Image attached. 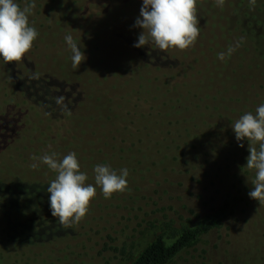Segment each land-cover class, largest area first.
I'll return each mask as SVG.
<instances>
[{
  "label": "rangeland",
  "instance_id": "rangeland-1",
  "mask_svg": "<svg viewBox=\"0 0 264 264\" xmlns=\"http://www.w3.org/2000/svg\"><path fill=\"white\" fill-rule=\"evenodd\" d=\"M31 2L35 8L29 24L38 38L19 61H0V120L14 118L5 122L17 126L16 133L0 126V174L20 167L44 172L43 164L30 167L31 157L39 153L27 138L28 125L22 126L30 99L25 92H36L33 100L42 110L52 108L55 96L64 102L61 87L70 108L63 113L60 106L53 107V118H47L54 133L64 131L62 143H52L56 159L75 152L88 180L94 179L97 164L118 173L127 168L131 186L113 194L120 206L111 216L109 202L96 196L78 224L62 226L49 213V222L32 225V232L21 230L17 244L6 243V264H131L157 235L171 236L223 206L232 194L237 200L233 205L239 204L237 215L174 264H246L236 253L248 264H264V204L247 195L255 176L254 170L244 168L249 145L245 140L239 147L231 129L243 114H255L264 104V37L243 38L242 46L224 61L217 55L240 39L228 30L230 22L264 20V0L254 7L247 0H225L223 7L216 0H197L204 12L198 21L200 35L182 51L133 47L142 31L134 27L140 0H16L22 9ZM243 25L246 31H259ZM103 32L113 34L107 44ZM69 33L86 57L79 69L73 68L64 40ZM145 55L153 56L151 66H145ZM89 70H94L95 79H90ZM98 76L101 83L106 81L102 89L110 90L115 109L110 122ZM32 77L44 80L51 91L43 94ZM107 140L117 141L111 144L117 151L113 159L102 158ZM55 177L51 171L49 184ZM44 207L48 213V199ZM5 217L0 210L2 229Z\"/></svg>",
  "mask_w": 264,
  "mask_h": 264
},
{
  "label": "clouds",
  "instance_id": "clouds-1",
  "mask_svg": "<svg viewBox=\"0 0 264 264\" xmlns=\"http://www.w3.org/2000/svg\"><path fill=\"white\" fill-rule=\"evenodd\" d=\"M257 0H249L255 6ZM140 14L134 27L141 29L133 47L143 48L154 45L161 51L168 49L186 50L193 46L200 35L196 15L197 0H140ZM225 0H216L218 7H223ZM35 3H28L23 9L16 0H0V61H19L32 47L39 32L29 24V15ZM70 49L73 68L79 69L86 57L74 40L72 34L64 37ZM243 38L229 45L226 52L218 53V59L224 61L243 44ZM231 129L243 148L247 141L249 155L244 168L254 170L255 176L247 195L249 199L264 204V104H260L255 114H243L231 125ZM33 169L41 164L56 173L54 180L47 187L48 207L53 218L62 226L78 224L89 210L92 199L100 188L105 199L127 188L129 171L123 168L119 173L106 164H97L93 168L95 184L86 183L87 173L80 170V163L75 152H70L62 159H56V153L41 157H31Z\"/></svg>",
  "mask_w": 264,
  "mask_h": 264
},
{
  "label": "trees",
  "instance_id": "trees-1",
  "mask_svg": "<svg viewBox=\"0 0 264 264\" xmlns=\"http://www.w3.org/2000/svg\"><path fill=\"white\" fill-rule=\"evenodd\" d=\"M90 4L91 3H88L89 8L90 6L91 7L93 6L92 4L91 5ZM101 7L104 8L105 4L102 5ZM64 13L65 15H67L68 11ZM196 15H197L198 21L201 20L202 17H204V12L202 11L200 7H197V6H196ZM243 22L247 23V28H249L252 25L259 27V31L258 30L255 32L246 31L245 29L246 26L243 25L244 24ZM227 28L231 33L236 32L238 34L237 37L239 38H246V39H252V40L253 38H255L257 40V39H260L261 37H264V20L263 21L238 20L237 22L232 21L230 22ZM112 35H113L112 33L106 34V32H103L101 34V39L104 40V42L107 44V42L112 38ZM102 45H104V43ZM261 46H264V42L261 44ZM144 58L146 59L147 62H149V63H145V66L147 65L151 66L152 61H153V56L150 57V55H145ZM157 61L160 64V61L158 59ZM81 65L83 66L84 64H81ZM89 71H90L89 72L90 79L91 80L95 79L93 75L94 70L93 71L89 70ZM97 80H99L98 81L99 82L98 84L99 92H101V94L106 96V97L104 96L105 98L104 101L107 102L109 106L111 107V108L109 107L111 111V116L109 117V121H108L110 122L113 119L114 111H115V109H113L114 107L112 108L111 103H110V99H111L109 96L110 90L102 89V86L104 85L106 81L104 83H101L102 79L100 78V76L97 77ZM32 82H37V84H40L39 85L40 89L42 88V90L44 91L43 94H47L46 93L47 91H51V89H47V86L44 83V80L38 79L37 81H35L33 78ZM58 93L61 94L62 101L64 102H61V99L55 96L53 99H51L52 108L56 106L58 107L60 106V109L63 111V113H66L68 111V108H70V105H68V102H67V97L64 94L61 87ZM35 94L36 92H34V90L32 92L31 91L25 92V95H27V97L30 99H29V103L27 102L26 110L23 112V116L27 117L26 119L27 121H25V123L22 124V126L28 125V129H26L27 138L29 141L31 140L30 141L31 143L33 142L35 143V145H37L39 157H41L45 154L51 155L52 143L54 141L62 139L64 131H60V132L57 131V133L53 132L54 129L51 126V123L47 119V118H50V119L53 118L52 116L53 114L49 110L52 108L43 107L42 110L39 109L35 104L37 103V101L33 100L35 97ZM44 110H46L47 112ZM47 114L49 115L48 117H47ZM7 119L15 120L14 118H9L8 116L3 118V120L5 121ZM1 120H0V126L3 125L4 128L9 129L10 133L17 132V129H16L17 126L15 125V123L13 122L9 123L5 121L1 122ZM63 120H65V118ZM108 122H102V125ZM171 123L173 124L174 121L171 120ZM45 125H48V128H45L44 127ZM90 125L93 126V124L91 123ZM18 126L22 127L19 124ZM43 128H45L46 132L42 131ZM128 128H129V125H128ZM57 135H61V138H58ZM115 142L117 141L107 140L103 144V148H101L103 159L104 158L113 159L114 156L117 155L116 154L117 151L115 149L116 147H114ZM123 142H127V141L125 140ZM58 143H62L61 140H59ZM112 143H114L113 146H111ZM2 147L3 145L0 146V149ZM58 147L61 148V146H58ZM106 147H109V150H107ZM247 156H245V158L243 159L245 164H246ZM145 158L148 159L147 156H145ZM147 162L149 161L146 160L145 163H141V162L140 163L144 165V164H147ZM44 168H45L44 172L42 173L39 171L35 173H31L29 171L30 169H25V168L20 167L18 169L16 168V172H6V173L0 174V199H2V202L0 201L1 203L0 210L5 212V215H6L5 217L6 226L3 229L0 228V264H6V261H5L6 243L10 242V243L17 244V239L21 235L19 234L21 230L23 231L29 230L32 232V228H29L32 225L34 226V224L41 223V222L43 223L49 222L48 216H49L50 211L48 213L47 211H45L46 208L44 207V199L46 200L48 199L45 192L47 193V187L50 181L49 177H50L52 170H50L46 165H44ZM91 180H94V179H89L86 182H89ZM127 186L130 187L131 185L127 184ZM231 192L233 191L231 190ZM36 193L38 195L39 200L35 196ZM96 196L102 197L103 199H105L101 190L96 191ZM231 197L232 198L229 201H226L224 205L221 206L220 208L216 209L215 211L203 217H197L196 221H191L190 225H186L179 230L173 231L171 236H168L169 235L168 232H162L161 234L157 235V237L149 245L146 246L143 252L131 264H174L176 263V261L179 258H181L184 253H187L190 249H193L196 245L201 243L204 236L207 235L210 231L221 228L225 224V222L228 219H230L231 215H235V214L237 215L236 208H238L239 204L237 202L235 204L236 206L235 207L233 204L237 200L235 199L233 194L231 195ZM41 199L43 201H40ZM105 200L109 202L108 207L111 211L110 212V216H111L112 213L115 212L114 210L117 209V206H120L119 204L120 199L118 200L116 195H112L110 199H105ZM231 201H233V203ZM234 208L236 209L235 212H234ZM108 221L109 219L107 220V222ZM170 238L171 239L173 238L172 243L168 242ZM236 254L241 256V258L246 261V264H248L249 260L244 255L242 256L239 253H236Z\"/></svg>",
  "mask_w": 264,
  "mask_h": 264
}]
</instances>
